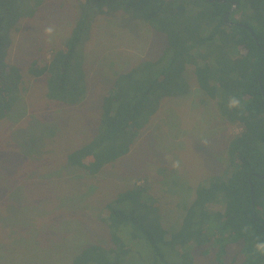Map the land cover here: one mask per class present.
<instances>
[{
	"label": "trees",
	"instance_id": "trees-1",
	"mask_svg": "<svg viewBox=\"0 0 264 264\" xmlns=\"http://www.w3.org/2000/svg\"><path fill=\"white\" fill-rule=\"evenodd\" d=\"M34 1L0 0V119L12 110L22 79L18 66L6 60V46L20 19L42 2ZM79 7L63 45L43 66L35 60L30 65L33 76H45L53 99L74 105L85 98L80 48L99 15L125 11L165 34L166 47L157 59L117 75L102 98L96 134L68 154L69 165L96 175L128 154L161 101L190 92L191 65L201 90L242 130L227 146L226 175L210 176L197 187L180 227L165 228L148 188L135 183L107 204L112 245L88 244L71 264H190L192 248L217 249L215 264H223L230 245L239 246L235 257H242L241 264H264V178L253 175L264 174V0H80ZM238 12L240 21L233 18Z\"/></svg>",
	"mask_w": 264,
	"mask_h": 264
},
{
	"label": "rangeland",
	"instance_id": "rangeland-1",
	"mask_svg": "<svg viewBox=\"0 0 264 264\" xmlns=\"http://www.w3.org/2000/svg\"><path fill=\"white\" fill-rule=\"evenodd\" d=\"M79 6L80 0H42L6 46V60L22 79L12 110L0 119V264H71L88 244L111 246L107 204L135 183L148 188L165 228L180 227L197 187L226 175L227 146L242 130L201 90L191 65L190 92L161 101L128 154L96 175L69 165L68 154L96 134L102 98L117 75L157 59L166 47L165 34L125 11L99 15L80 48L85 98L74 105L53 99L45 76H33L30 65L43 66L63 45ZM233 18L240 21L243 13ZM238 247L229 246L223 264H241ZM192 254L190 264L217 262V249L192 248Z\"/></svg>",
	"mask_w": 264,
	"mask_h": 264
},
{
	"label": "water",
	"instance_id": "water-1",
	"mask_svg": "<svg viewBox=\"0 0 264 264\" xmlns=\"http://www.w3.org/2000/svg\"><path fill=\"white\" fill-rule=\"evenodd\" d=\"M211 1H214V0H211ZM220 1H225V0H220ZM232 4H233V7H236L238 2L237 1H232ZM229 16V14H227L226 18ZM250 31L252 33V35L254 36V38L258 41V37L255 33V31L253 30V28L250 27ZM260 84H261V88H262V91H263V95H264V88H263V85H262V74H260ZM253 175L257 176V177H260V178H264V174H259V173H253ZM252 186V191L253 192V185L251 184Z\"/></svg>",
	"mask_w": 264,
	"mask_h": 264
}]
</instances>
